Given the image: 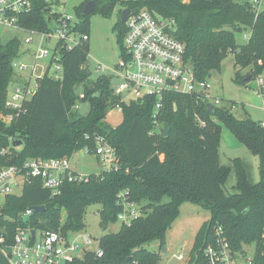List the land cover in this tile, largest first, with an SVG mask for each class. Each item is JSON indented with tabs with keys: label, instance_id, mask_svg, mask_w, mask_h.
I'll return each mask as SVG.
<instances>
[{
	"label": "trees",
	"instance_id": "trees-1",
	"mask_svg": "<svg viewBox=\"0 0 264 264\" xmlns=\"http://www.w3.org/2000/svg\"><path fill=\"white\" fill-rule=\"evenodd\" d=\"M97 4L102 0H96ZM88 2V1H87ZM120 3L122 8H147L166 19H174L178 39L186 45V60L199 79H210L213 71L222 70L229 53L238 67L237 80L264 76V10L256 18L251 0H109L103 13ZM86 4V3H85ZM79 10L77 29L89 34V15ZM46 0H34V11L25 17L27 28L45 29ZM121 8V11H122ZM121 43L126 30L120 19ZM250 31L247 42H237L236 32ZM22 40H0V150L14 140L8 163L22 165L31 157L72 156L85 146L95 147V135L102 134L116 148L117 170L92 174L88 181L64 182L53 194L39 179L27 183L21 194L9 196L3 209V224L11 242L17 226L27 223L41 231L67 233L85 228L89 206L99 204L101 226L105 230L118 222L120 191L128 190L129 198L141 207L142 215L116 232H107L99 240L103 250L98 255L87 250L71 264H160L166 234L181 213L185 202L200 204L211 217L195 237L189 264H209L205 246L213 241V231L223 226L233 249L246 253L254 246L256 261H264V126L251 118L238 119L231 111L217 106L211 113L196 97L169 91L154 122L155 99L145 97L123 103V121L116 127L106 123L110 107L117 98L111 80L100 76L83 98L89 99L88 115L73 119L70 108L77 104L73 90L79 81L89 79L87 66L90 44L82 42L63 50V77L45 74L39 79L34 97L24 103L23 111L7 123L4 115L10 84L16 72L12 62L21 56ZM246 72L242 74V70ZM251 79V80H252ZM225 122L235 136L260 158L261 179L254 183L242 164L237 162L238 181L235 192L227 194L223 183L230 167L219 160L220 127ZM171 129L166 134V125ZM22 141L18 145V141ZM5 159V158H4ZM5 161V160H4ZM168 198V200H165ZM44 205L42 212L23 218L29 207ZM158 242L160 251L146 245ZM0 264L9 261L0 246Z\"/></svg>",
	"mask_w": 264,
	"mask_h": 264
},
{
	"label": "built area",
	"instance_id": "built-area-1",
	"mask_svg": "<svg viewBox=\"0 0 264 264\" xmlns=\"http://www.w3.org/2000/svg\"><path fill=\"white\" fill-rule=\"evenodd\" d=\"M46 1L49 3V10L45 14L48 25L40 30L25 26V17L34 11V0H0V25L28 31L31 35L23 39L28 44L34 41L35 35L41 36V42H53L51 46L41 45L34 52L35 62L33 63L19 61L20 56L13 60V68L30 71V77L20 81L18 75H15L17 78L13 80V86L9 88L6 99V107L11 109L12 113L3 116L7 123L12 122L15 116L23 111L24 103L34 97L41 77L46 73L57 79L63 77L62 51L73 49L78 44L90 40L89 34L77 29V23L68 13L54 9L56 3L65 2V0ZM251 2L257 18L264 10V0H251ZM125 8L129 7H123L122 10ZM129 9L124 20L126 30L121 58L113 70L114 75H105L111 80L112 93L117 98L114 108L122 109L123 103L154 97V122L156 127L160 128L161 124L156 116L162 107L165 94L169 91L192 95L198 102L206 105L211 103L216 107L220 106L222 101L212 94L210 79H199L186 60V45L175 34L176 21L158 16L147 8ZM26 53L27 51H24L21 56ZM46 59H50L47 67L38 66V60ZM53 67L55 73L52 74ZM99 68L105 70L107 67ZM114 78H118V81L113 82ZM257 80L259 94L264 98V76L258 77ZM84 96L85 94H82L80 97ZM262 125L264 126V122ZM94 140V149L85 146L82 148L84 153L98 158L104 166L102 172L117 170L119 157L116 148L102 134L95 135ZM13 142L14 140L10 138V145L0 150V246L2 251L9 264H71L76 258L82 257L85 251L92 250L90 247L94 239L90 234L81 233L83 230L69 231L77 232V237L70 240L69 232L41 231L24 223L17 226L14 238L9 242L8 230L3 224V209L9 196L18 194L15 191L17 187L23 191L25 185L35 179L41 180L44 187L56 194L60 192L64 182L88 181L92 174L78 171L72 164L73 155L31 157L22 165L10 164L6 158L11 155ZM117 203L121 208L117 216L121 225L129 224L142 215L140 205L129 198L128 190L119 192ZM33 213H35L34 209L29 207L20 216L26 218ZM33 231H35L34 234ZM94 251L98 255L103 254L100 244ZM204 255L209 264H240V255L246 264H264V261H256L253 255L247 258L245 254L236 252L221 225L214 228L213 241L205 246ZM174 256L181 260L186 258L184 251Z\"/></svg>",
	"mask_w": 264,
	"mask_h": 264
},
{
	"label": "rangeland",
	"instance_id": "rangeland-1",
	"mask_svg": "<svg viewBox=\"0 0 264 264\" xmlns=\"http://www.w3.org/2000/svg\"><path fill=\"white\" fill-rule=\"evenodd\" d=\"M88 0H65V2L56 3L54 9L58 11H65L72 20L79 24L81 18L79 10L87 3ZM187 1V0H184ZM109 5V0H102L97 4L93 13L89 15V44L90 51L87 60V66L90 70V77L85 81L77 82L73 90L77 96V104L70 108V117L78 119L86 116L91 110V103L89 99L81 100L79 97L86 94L87 90L93 86L100 76H112L113 70L116 68L122 54V43L119 27L121 19V4L117 3L114 8L108 13H103V8ZM31 34L28 31L9 28L0 25V40L7 42L12 38L18 37L22 40L21 53L27 51L19 57V61L35 62L34 52L38 48L47 45H53V42H41V36L35 35L32 43H26L23 39L29 37ZM250 36V31L236 32L237 42L243 44L247 42ZM50 59L44 61H37L38 66L47 67ZM100 66L107 67L105 70L100 69ZM239 68L234 65V55L229 53L222 62L221 71H213L210 77L211 92L214 96L221 99V107L231 111L238 119L251 118L253 120L264 122V98L259 94V84L257 79H252L246 84H241L237 80V72ZM16 75L20 81L27 80L30 77V71H21L18 67L15 69ZM246 72L242 70V74ZM51 73H55L54 67ZM17 78V76L15 77ZM14 78V79H15ZM19 80V79H18ZM35 81V80H33ZM118 78H114L113 82H117ZM13 82L10 84L12 88ZM123 108V107H122ZM124 119L122 109L110 107L106 117V123L112 127L118 126ZM220 131V146H219V160L222 165L230 167V172L223 183L224 191L227 194L236 191L234 188L238 181L237 176V162L239 161L246 170L248 178L256 183L261 179V163L260 158L253 154L250 148L235 136L228 125L222 120L217 119ZM72 164L84 174L101 173L104 166L95 155H87L81 149L75 152L72 156ZM16 193L21 194L22 189L16 188ZM165 200H168L166 198ZM99 204H93L88 207L85 214V228L81 233L90 234L94 243L90 249L95 250L99 246V240L107 232H116L120 229L121 223L116 222L110 224L107 229L101 226V217L98 212ZM211 213L209 210L202 207L200 204L193 202H185L181 206V213L172 227L166 234L167 252L161 250L160 264H189L191 254L194 249L195 237L198 234L204 223L209 220ZM69 239L73 240L77 237V232H69ZM151 250L160 251L158 242H152L146 245ZM245 257L251 258L254 252V246H245ZM180 251L186 254L185 259H178L174 255ZM240 264H246L241 258Z\"/></svg>",
	"mask_w": 264,
	"mask_h": 264
},
{
	"label": "water",
	"instance_id": "water-1",
	"mask_svg": "<svg viewBox=\"0 0 264 264\" xmlns=\"http://www.w3.org/2000/svg\"><path fill=\"white\" fill-rule=\"evenodd\" d=\"M95 9H96V1L91 0V1H89V2H87L85 4L84 9H83V14L84 15H90L91 13H93L95 11ZM129 11H130L129 8H125V9L122 10V12H121V19L123 21L126 19ZM251 79H252V76L251 75H249L248 77L245 78L246 81H249ZM207 108H208V110L211 113H214L215 110H216V106L214 104H211V103L207 105ZM166 129H167L166 134H169L170 129H171V127H170L169 124L166 125ZM21 143H22L21 140L18 141V145L21 144ZM32 209H34L35 213H38V212L44 211L46 209V207L44 205H38V206H32ZM34 233H35V231H33V234ZM163 252L164 253L167 252V245H164L163 246Z\"/></svg>",
	"mask_w": 264,
	"mask_h": 264
}]
</instances>
